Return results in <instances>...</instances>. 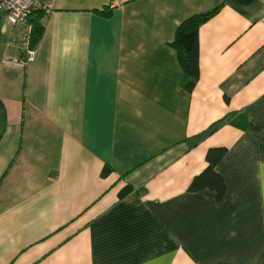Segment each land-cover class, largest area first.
<instances>
[{
    "label": "crops",
    "instance_id": "crops-1",
    "mask_svg": "<svg viewBox=\"0 0 264 264\" xmlns=\"http://www.w3.org/2000/svg\"><path fill=\"white\" fill-rule=\"evenodd\" d=\"M218 6L190 92L170 43ZM0 17V264H264V0H54L23 67Z\"/></svg>",
    "mask_w": 264,
    "mask_h": 264
},
{
    "label": "trees",
    "instance_id": "trees-1",
    "mask_svg": "<svg viewBox=\"0 0 264 264\" xmlns=\"http://www.w3.org/2000/svg\"><path fill=\"white\" fill-rule=\"evenodd\" d=\"M113 2V0H110ZM113 6H104L95 11L102 16L109 18L113 15ZM220 6L212 8L205 12L195 13L182 20L175 33L171 46L176 50L177 58L183 73L182 83L188 91H193L201 76V59H200V28L201 26L216 16L220 11ZM43 12L38 10L30 16L32 24L31 44L36 47L46 31L45 22L42 20ZM0 106H3L0 101ZM234 112L229 113L221 119L220 124L231 123L238 126H244L237 121L232 120ZM218 122L215 124L217 125ZM226 148L222 146L211 147L208 149L206 167L191 180L188 190L192 192L201 191L203 189H211L216 199L221 202L226 196V181L217 167L226 154ZM112 171L111 166H105L103 174L107 175ZM134 190V186L130 183L125 185L119 192V198L122 199Z\"/></svg>",
    "mask_w": 264,
    "mask_h": 264
},
{
    "label": "built area",
    "instance_id": "built-area-1",
    "mask_svg": "<svg viewBox=\"0 0 264 264\" xmlns=\"http://www.w3.org/2000/svg\"><path fill=\"white\" fill-rule=\"evenodd\" d=\"M54 8V0H0V12L6 17L10 24L20 32V45L25 59L12 60L19 66H25L28 61L35 58V47L31 44L32 24L30 16L35 11H42L46 20L48 14ZM10 60H8L9 62Z\"/></svg>",
    "mask_w": 264,
    "mask_h": 264
},
{
    "label": "rangeland",
    "instance_id": "rangeland-1",
    "mask_svg": "<svg viewBox=\"0 0 264 264\" xmlns=\"http://www.w3.org/2000/svg\"><path fill=\"white\" fill-rule=\"evenodd\" d=\"M7 20V19H6ZM3 21V19L0 17V24L1 23H3L2 22ZM7 22V21H6ZM9 22V21H8ZM18 143V142H17ZM16 143H15V145L14 144H12V142L11 141H7V140H5L3 143H2V146L0 147V151H6V152H8V151H11L12 149L14 150L15 148H16Z\"/></svg>",
    "mask_w": 264,
    "mask_h": 264
}]
</instances>
